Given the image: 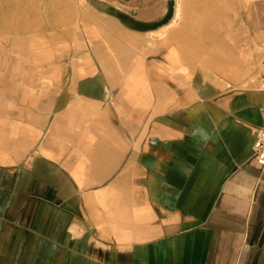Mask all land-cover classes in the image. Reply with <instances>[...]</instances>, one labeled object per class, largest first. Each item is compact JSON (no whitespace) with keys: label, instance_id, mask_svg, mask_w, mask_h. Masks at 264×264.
Segmentation results:
<instances>
[{"label":"crops","instance_id":"1","mask_svg":"<svg viewBox=\"0 0 264 264\" xmlns=\"http://www.w3.org/2000/svg\"><path fill=\"white\" fill-rule=\"evenodd\" d=\"M99 1L173 16L44 0L0 25V264H264V0L246 27L243 0L230 23L229 0Z\"/></svg>","mask_w":264,"mask_h":264},{"label":"rangeland","instance_id":"2","mask_svg":"<svg viewBox=\"0 0 264 264\" xmlns=\"http://www.w3.org/2000/svg\"><path fill=\"white\" fill-rule=\"evenodd\" d=\"M48 1H49L48 3L52 6L51 9L53 10V13H56L54 11L57 10V14L59 15L62 10V13L60 15H64V16L67 15V21L70 24L77 22L79 20L82 10H86V8L91 9L87 0H64V2L63 1L61 2L60 0H48ZM252 1L253 0H243V12L238 13V16L240 17L242 16L245 27L248 22L249 6ZM235 5H236V0H229V7H228L229 23L233 21L235 18V12H232ZM44 6H45L44 0H0V25L7 26L8 24L5 22L7 20L14 21V24L16 25L22 22L30 23L31 21L28 20V17H26L25 20L23 21L19 20V17L26 16V15H21V13L28 11L34 12L38 10H43ZM244 36L246 37V29L244 32ZM1 47L3 46H0V48ZM9 47L10 45H6V49H10ZM232 56L235 59L234 61L239 60V63L241 65L239 64V66H236L235 62H233V64H229V69L232 75L224 79L229 80L232 84L235 85L247 84L248 82L253 81L254 78L251 76L253 65L248 60L249 59L248 52L246 50L244 52L240 51L238 55L236 52H234ZM40 63L42 62H35V61L31 62L32 67H39ZM54 63H58V62H54ZM26 64L28 65V62L25 63V65ZM7 100L9 99L4 98L5 102Z\"/></svg>","mask_w":264,"mask_h":264},{"label":"water","instance_id":"3","mask_svg":"<svg viewBox=\"0 0 264 264\" xmlns=\"http://www.w3.org/2000/svg\"><path fill=\"white\" fill-rule=\"evenodd\" d=\"M87 2L97 11L117 19L127 29L137 32L155 30L167 24L173 16V1L167 3L165 12L159 18L150 22L139 21L122 10L99 0H87Z\"/></svg>","mask_w":264,"mask_h":264},{"label":"built area","instance_id":"4","mask_svg":"<svg viewBox=\"0 0 264 264\" xmlns=\"http://www.w3.org/2000/svg\"><path fill=\"white\" fill-rule=\"evenodd\" d=\"M259 87L264 91V61L258 78ZM261 123L255 131L254 155L260 166H264V104L260 108Z\"/></svg>","mask_w":264,"mask_h":264},{"label":"bare ground","instance_id":"5","mask_svg":"<svg viewBox=\"0 0 264 264\" xmlns=\"http://www.w3.org/2000/svg\"><path fill=\"white\" fill-rule=\"evenodd\" d=\"M10 18V17H9ZM10 21V20H9ZM132 39V38H131Z\"/></svg>","mask_w":264,"mask_h":264}]
</instances>
